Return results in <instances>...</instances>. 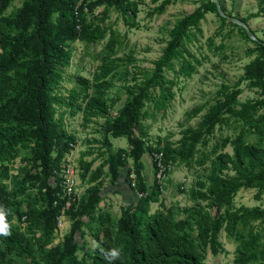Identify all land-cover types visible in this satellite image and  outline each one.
Here are the masks:
<instances>
[{
  "label": "trees",
  "instance_id": "obj_1",
  "mask_svg": "<svg viewBox=\"0 0 264 264\" xmlns=\"http://www.w3.org/2000/svg\"><path fill=\"white\" fill-rule=\"evenodd\" d=\"M14 1L0 0V207L11 233L0 235V264H207L208 249L213 254L222 250L221 230L237 244L234 264H264V206L233 207L235 195L244 187L257 184L258 195L264 192V40L251 39L242 26L221 16L214 1L198 0L199 5L178 18L168 31L166 45L153 67L136 65L132 70L128 65L132 58L115 56L116 46L122 43L119 33L102 22L115 9L129 27H136L135 20H130L138 13L136 0H21L19 7L6 13ZM174 1L161 0L152 13H163ZM258 6L240 18L249 24L250 19L264 16V0H259ZM99 7L102 10L95 14ZM209 12L251 41L254 47L248 50L254 56L239 80L222 83L213 102L187 113L190 119L206 109L197 125L184 129L177 141L165 137L148 143L147 132L137 128L154 114L152 111H166L175 97L167 69L175 71L178 62V75L190 77L196 71L200 60L186 53L184 41L195 36ZM106 38L104 56L92 79L78 75L79 88L64 96L61 84L71 60L70 43L91 44ZM116 73L127 96L112 115L118 99L110 97L109 91L115 86ZM245 80L250 88H256L257 98L239 100ZM57 106L65 108L58 116ZM78 112L85 124L104 119L100 124L102 141L97 149L81 154L80 178L87 188L64 210L70 228L55 242L58 217L66 202L62 165L72 144L78 143L67 130L64 116ZM232 119L240 124L239 132L215 145L221 149L209 173L184 191L193 204L166 206L160 197L164 186L156 172L152 180L144 174L145 155H151V150L162 151L168 173L176 163L202 165L207 155L196 156L198 146L206 145L217 127ZM247 133L257 134L259 141H248ZM110 136L125 138L129 147L113 151ZM228 145L232 153L223 151ZM21 151L25 153L21 155ZM94 152L96 157L84 159ZM20 156L22 165L13 174L10 164ZM98 157L102 161L92 169ZM129 158L138 179L136 188L130 180L129 186L143 195L123 206L114 219L100 210L102 180L108 176L115 183ZM154 166L157 170L155 161ZM152 203H158L154 210ZM85 228L90 230L93 248L76 240L78 234L84 237ZM112 248L120 249L121 256L110 261L105 256Z\"/></svg>",
  "mask_w": 264,
  "mask_h": 264
},
{
  "label": "rangeland",
  "instance_id": "obj_2",
  "mask_svg": "<svg viewBox=\"0 0 264 264\" xmlns=\"http://www.w3.org/2000/svg\"><path fill=\"white\" fill-rule=\"evenodd\" d=\"M138 2V13L135 20L136 27H129L127 22L115 9H111L109 17L102 22L107 28L115 29L119 33L122 43L116 46V57H122L125 60L132 58V62L128 61L130 69H134L137 65L140 68L150 69L153 67V61L156 60L168 39V31L174 23L182 15L192 12L198 5V0H176L169 4L166 10L161 13H152L153 7L160 3L161 0H136ZM225 6L227 12L232 15L243 17L250 12L258 10L259 0H220ZM21 0H15L13 4L6 10V13L21 5ZM102 7L95 10V14H99ZM250 27L255 31L257 37L264 40V16L252 18L249 20ZM210 39L212 42L210 44ZM106 39L100 42L86 44L79 40L70 43L71 60L66 67L64 80L61 84V92L64 96H68L73 88H79L76 81L77 76H84L92 79L94 71L101 63L104 56L103 47ZM254 47L251 41L244 39L236 28L231 27L227 22H223L215 13L209 12L206 18L201 21L199 30L195 31V36L184 41V48L187 54H192L200 60L196 71L190 77L178 75L176 70L179 68V63L175 62V71L167 69L165 71L167 77L174 84L172 89L175 92V97L171 100L166 111L154 113L152 116L145 118L137 128L147 132L148 143H156L158 138L170 137L173 141H177L182 131L188 126H195L199 122L202 115L206 112L204 109L197 116L188 119L187 113L194 107L199 105H208L213 102L216 92L222 83L232 84L239 80L244 74V66L249 63L254 55L249 54V48ZM125 65V64H123ZM121 70V69H120ZM115 86L109 91L110 97L118 99L117 103L111 110L112 115H115L126 99V93L122 88L123 80L120 74L116 73L113 77ZM245 80L241 87L243 92L239 95L240 101L257 98L258 92L256 88H250ZM81 99H78L80 103ZM65 109L62 106H57V116ZM82 112H78L72 116L66 113L64 122L69 133L75 135L78 139L75 155L77 176H78V193L82 197L87 188V182L80 178L79 160L82 153H87L90 149H97L101 145L102 132L100 124L104 121L103 118H98L91 123H84ZM239 123L230 120V124L220 125L217 127L214 135L210 137L206 145H199V154H206L207 160L200 165L194 162L192 165L185 163H176L171 166V170L164 181L163 192H161V200L166 206H176L178 208L188 207L193 204L187 192L198 178L205 177L212 168V161L215 155L221 148H215L219 145L225 136H234L239 132ZM246 139L250 142L259 141L258 135L247 133ZM112 150L116 151L119 148H128V142L123 137H112ZM264 144V140L262 141ZM223 151L232 153L230 145L223 148ZM156 150H151V155L146 154L145 160L150 161L153 173L157 170L154 166V154ZM25 151H21L23 155ZM97 156V152L86 154L84 159L91 160ZM21 157H18L11 166V173H17L21 167ZM102 161L98 157L92 169ZM129 167L134 169L131 158L127 160V164L120 170L118 181L114 184L110 182L108 176H103L102 194L103 198L108 199L100 204V210H109L114 219H117L123 206L122 197L127 193L136 192L127 186L129 176L127 172ZM145 171V170H143ZM232 174V172H230ZM138 183V179H137ZM132 190V191H131ZM259 187L254 184L250 187L240 189L235 195L233 207L240 205L264 206V192L258 195ZM137 195V193H136ZM105 203V204H104ZM158 207L157 203H152V210ZM182 217L183 214H180ZM66 223L63 229L57 234L55 242L61 240L62 236L69 231L70 220L67 214L64 216ZM264 226V225H262ZM261 227V226H260ZM85 235L82 238L80 234L76 236V240L82 245L86 244V248H93L95 243L91 237L90 230L85 228ZM219 240L222 242V250L217 254H213L210 249L206 251L205 261L207 264H234L236 242L226 236L224 230L219 232ZM81 250L79 255H81Z\"/></svg>",
  "mask_w": 264,
  "mask_h": 264
},
{
  "label": "built area",
  "instance_id": "obj_3",
  "mask_svg": "<svg viewBox=\"0 0 264 264\" xmlns=\"http://www.w3.org/2000/svg\"><path fill=\"white\" fill-rule=\"evenodd\" d=\"M77 145L72 144V149L67 153L63 165H62V171L61 176L63 178V191L64 195L66 197V202L64 205V208L62 210V214L59 215L58 221H57V230L56 235L58 232H60V229H63L64 225V210L68 209L72 203L76 202L78 199H80L79 193H78V176H77V168H76V160L77 157L75 155ZM154 161L157 165V171H156V177L161 185L164 186V181L168 178L167 175L169 174L168 167L163 163V153L162 151H157L154 154ZM129 180L130 185L133 188H136L137 186V174L134 169H130L129 173ZM138 197L142 196L143 193L136 192Z\"/></svg>",
  "mask_w": 264,
  "mask_h": 264
},
{
  "label": "water",
  "instance_id": "obj_4",
  "mask_svg": "<svg viewBox=\"0 0 264 264\" xmlns=\"http://www.w3.org/2000/svg\"><path fill=\"white\" fill-rule=\"evenodd\" d=\"M212 1H214L216 3L218 12L221 16L225 17L229 22H232V23H235V24L242 26L246 30V32L248 33V35L251 39H253L255 41H261L257 37L256 33L253 31V29L250 27V25L247 22H244L240 17L235 16V15H231L227 11H225L223 9V6H222L220 0H212Z\"/></svg>",
  "mask_w": 264,
  "mask_h": 264
},
{
  "label": "crops",
  "instance_id": "obj_5",
  "mask_svg": "<svg viewBox=\"0 0 264 264\" xmlns=\"http://www.w3.org/2000/svg\"><path fill=\"white\" fill-rule=\"evenodd\" d=\"M145 171H144V174L150 179V180H152L153 178H154V173H153V170H152V166H151V163H150V161L149 160H147V162H146V168L144 169ZM128 176V175H127ZM118 181V180H117ZM116 181V182H117ZM115 182V183H116ZM114 183V184H115ZM127 186L130 188V189H132L130 186H129V183H127ZM102 190V189H101ZM132 191V190H131ZM101 195H102V200H101V203H103L104 201H106V200H108V199H105V198H103V194H102V192H101ZM139 197H138V195H136V192H131V193H127L126 195H123V197H122V203H123V206H127L130 202H136L137 201V199H138ZM100 203V204H101ZM105 204V203H104ZM158 204V203H157ZM122 206V207H123ZM122 207H121V209H122ZM157 208V207H156ZM155 208V209H156ZM103 211V210H102ZM107 212H109L110 214H112L109 210H107ZM120 214H121V212H120ZM120 214L118 215V217L120 216ZM117 217V218H118ZM66 223V221L64 220V224Z\"/></svg>",
  "mask_w": 264,
  "mask_h": 264
},
{
  "label": "clouds",
  "instance_id": "obj_6",
  "mask_svg": "<svg viewBox=\"0 0 264 264\" xmlns=\"http://www.w3.org/2000/svg\"><path fill=\"white\" fill-rule=\"evenodd\" d=\"M9 224L6 221L5 210L0 207V235L8 236L10 235ZM121 256L120 249L112 248L106 253L105 258L111 260L118 259Z\"/></svg>",
  "mask_w": 264,
  "mask_h": 264
}]
</instances>
